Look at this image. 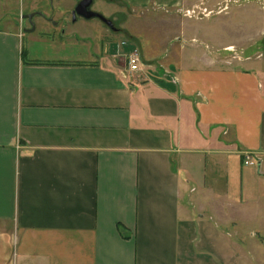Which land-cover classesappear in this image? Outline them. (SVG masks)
Returning a JSON list of instances; mask_svg holds the SVG:
<instances>
[{
    "label": "crops",
    "instance_id": "crops-1",
    "mask_svg": "<svg viewBox=\"0 0 264 264\" xmlns=\"http://www.w3.org/2000/svg\"><path fill=\"white\" fill-rule=\"evenodd\" d=\"M21 25L0 27V264H264L231 253L264 239V59L193 62L130 28L42 56Z\"/></svg>",
    "mask_w": 264,
    "mask_h": 264
},
{
    "label": "rangeland",
    "instance_id": "rangeland-1",
    "mask_svg": "<svg viewBox=\"0 0 264 264\" xmlns=\"http://www.w3.org/2000/svg\"><path fill=\"white\" fill-rule=\"evenodd\" d=\"M79 1L8 0L5 5H0V15L5 16H0V27H13L21 22L22 29H31L30 20L22 15L41 11L44 17L37 14L32 19L34 24L38 21L39 27L30 32L24 31L22 42L25 49L42 56L91 59L107 44L101 33L102 28L122 33L131 42L130 28L142 35L145 46L153 44L158 50L161 46L162 50L168 48L170 39L178 41V54L193 62L204 60L206 53L220 66H236L245 56L264 59V36L258 40V34L264 30V0H184L180 5L151 3L145 9L133 8L123 0H94L92 9L112 19L116 30L99 18L87 20L81 17L78 23L77 20L73 22L71 11ZM189 7L196 9L193 16L185 13ZM54 20L57 23L55 26ZM86 21H90V27L83 25ZM245 40L249 44L242 52L239 43L245 45ZM228 43L233 45H226ZM137 45L142 51L140 44ZM249 241L232 239V255H238L235 245L240 242L248 255L253 256L252 252L256 250L261 260L258 263H264V239H252V244Z\"/></svg>",
    "mask_w": 264,
    "mask_h": 264
},
{
    "label": "water",
    "instance_id": "water-1",
    "mask_svg": "<svg viewBox=\"0 0 264 264\" xmlns=\"http://www.w3.org/2000/svg\"><path fill=\"white\" fill-rule=\"evenodd\" d=\"M94 0H80L77 5L75 6V9L73 10V20H76L77 17H82L85 19H93V18H99L101 21H103L104 23H106L111 29L116 30V26L113 22L112 19L106 17L104 14L95 11L92 9V5H93ZM36 14H41V11H35V12H31L28 14H23L22 16L24 18H29L30 20H32V18L36 15ZM32 28L30 29H26L28 31L35 29V24L32 22Z\"/></svg>",
    "mask_w": 264,
    "mask_h": 264
},
{
    "label": "built area",
    "instance_id": "built-area-1",
    "mask_svg": "<svg viewBox=\"0 0 264 264\" xmlns=\"http://www.w3.org/2000/svg\"><path fill=\"white\" fill-rule=\"evenodd\" d=\"M208 11V10H207ZM186 15L193 16L196 13V9L194 7H189L185 10ZM126 41H123L122 44H125ZM125 60L128 66V70L131 73H135L141 69L142 65V55L141 51L137 46H133L129 49L127 53H125ZM245 164L253 165L257 163V157L254 153L248 152L246 153Z\"/></svg>",
    "mask_w": 264,
    "mask_h": 264
},
{
    "label": "flooded vegetation",
    "instance_id": "flooded-vegetation-1",
    "mask_svg": "<svg viewBox=\"0 0 264 264\" xmlns=\"http://www.w3.org/2000/svg\"><path fill=\"white\" fill-rule=\"evenodd\" d=\"M75 9V7L72 9V11H71V15H72V17H74V15H73V10ZM29 19V18H28ZM30 20V19H29ZM75 21V20H74ZM30 22H31V24H32V20H30ZM34 23V22H33Z\"/></svg>",
    "mask_w": 264,
    "mask_h": 264
}]
</instances>
